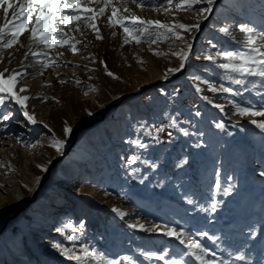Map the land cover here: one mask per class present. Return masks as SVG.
I'll return each mask as SVG.
<instances>
[{"label":"rangeland","instance_id":"1","mask_svg":"<svg viewBox=\"0 0 264 264\" xmlns=\"http://www.w3.org/2000/svg\"><path fill=\"white\" fill-rule=\"evenodd\" d=\"M111 7L119 9L117 16L190 26L207 5L143 0L137 7L136 0H113ZM111 7L95 20L103 39L83 24L82 33L71 34L73 42L80 41L75 53L66 45L50 50L47 58L33 56L43 46H29L28 33L11 48L0 49L5 78L13 71L26 73L17 77L13 90L29 97L24 110L37 121L29 124L14 102L0 109L12 116L0 120V229L18 211L0 231V264H75L61 257L54 243L77 254L86 245L119 264H128L125 256L132 264H200L175 237L163 234L167 228L183 229L198 240L208 250L205 259L216 264H264V131L251 123L264 117L235 110L236 104L262 110L264 77L231 73L233 80L221 79L225 70L218 64L225 61L217 55L218 50H246L241 24L264 33V0H221L206 21L200 20L199 29L173 27V35L151 25L150 36L127 44L123 29L108 25ZM221 27L228 32H220ZM188 44L194 47L184 74L160 82L177 73L168 72L180 65L174 53L189 51ZM207 54L215 61L204 59ZM42 59L56 63L41 69ZM105 65L118 78L107 75ZM240 79L242 84L235 83ZM221 86L232 92L219 91ZM65 122L72 129L67 137ZM53 135L64 140L59 152L50 146ZM134 140L147 147L130 143ZM129 157L139 159L129 163ZM88 201L105 212L94 231L86 228L87 216L79 208ZM145 252L164 260L146 258Z\"/></svg>","mask_w":264,"mask_h":264},{"label":"snow or ice","instance_id":"2","mask_svg":"<svg viewBox=\"0 0 264 264\" xmlns=\"http://www.w3.org/2000/svg\"><path fill=\"white\" fill-rule=\"evenodd\" d=\"M119 2V0H118ZM137 7H142L143 0H136ZM113 0H0V12L3 13V21L0 22V49L11 48L14 44L19 42L21 35L28 33V39L30 45H42L43 50L39 53L33 52V56L48 57L50 50L59 47L63 48L66 45L69 50L75 53L77 45L80 43L79 40L73 42L74 37L71 35L73 32H83V29L80 25H85L88 28H91L96 33V39L100 40L103 37L99 33V29L95 25V20L98 15H103L105 10L111 7ZM165 3L168 5L173 4V0H165ZM205 3L207 7H203L199 10V16L197 23L193 25H185L183 23H177L174 26H169L168 24L161 23L156 20H143L139 16L130 15L128 17L117 16L119 9L116 7H111V15L107 17L108 25L115 26L119 25L125 34L124 43L127 44L131 40H134L136 43H141V37L145 34L151 35L148 33V26L155 25L158 28L166 29L167 32L177 35L173 31L174 28L182 29L185 31H191L192 29H199L200 20L206 19L207 14H210L213 11V4L215 0H183V4L189 8L192 5ZM89 5H96V7H90ZM177 8H180L181 5L177 4ZM124 11L127 12L128 9L124 8ZM115 18V19H114ZM127 21V22H126ZM137 25H143L144 27H136ZM222 33H227L228 29L221 27L219 29ZM239 31L244 34L245 38V49L246 50H218L217 55L223 57L225 62L219 63L218 67L225 70L224 76L221 79L224 80H233L231 73L239 74L241 77L253 76V77H264V43L260 42L264 40V33H257L255 27H250L246 24H241L239 26ZM112 35H116L115 32ZM8 37L7 39H5ZM211 43V42H209ZM192 47L191 44L187 45V48L190 50ZM213 47H215L213 45ZM155 55H160V53H154ZM29 53H25V56H28ZM58 55L62 56L63 53L60 52ZM180 58V65L178 68H170L168 72H179L185 67V62L189 58L188 51H181L179 53H174ZM204 59L215 61L216 57L212 54H207L204 56ZM41 65V69H47L52 67L56 60L52 59H42L38 61ZM101 64H104V61H100ZM105 72L107 75L116 77L111 71L108 70L105 65ZM8 70L5 69L4 72H0V109L8 107L7 102H14L16 105H19L21 110H23V115L25 120L29 124H35L37 121L34 118V115L29 114L25 108V101L29 99L27 96H20L13 90L17 82V77H23L26 73H19L13 71L12 74L8 75L5 78V72ZM42 74V71H41ZM91 79V77H90ZM194 79L199 80L200 77L196 76ZM62 84L65 81H60ZM244 81L242 79L235 80V83L242 84ZM76 85H80L79 80L75 81ZM90 90H94L89 86ZM20 92L26 91L25 88H20ZM197 92H200L199 87L196 88ZM210 91L215 93L217 88L210 86ZM219 91L224 93H231L232 89L230 87L221 86ZM87 95V93H85ZM234 95H240L239 92L234 93ZM40 99V97H37ZM44 99H47L46 97ZM207 100L208 97H205ZM212 101L209 100V103ZM231 103V101H230ZM217 108H221V105H215ZM255 106L242 107L240 104L235 105L236 112L241 115H250L252 117H264V103H261L260 107L262 110H253ZM200 113L197 112L196 115ZM88 115H92L91 112H88ZM12 118L11 113L7 111L0 112V120L9 121ZM251 123L257 128L264 131V120L257 121L256 119L251 120ZM45 128L48 126L45 124ZM216 127L222 128V124H217ZM163 129H161L162 131ZM51 131V129H49ZM72 132L71 127L65 122L63 127L64 136L67 137ZM187 134V133H185ZM130 143L138 145L140 148H146L147 145L140 143L138 140L131 141ZM64 145V140L56 139L53 135L50 146L55 148L59 152ZM34 147L35 145H31ZM139 157H129L128 162L134 163L135 160ZM0 166H3L0 164ZM42 171L45 170L42 165H37ZM155 167V165H153ZM39 180V177H37ZM224 194H228V189L224 190ZM215 205H213L214 208ZM114 212H118L116 208L112 209ZM121 217L125 216V213L118 212ZM64 227H71L70 224L64 225ZM83 227V224H81ZM129 228L135 227L134 225L129 224ZM141 230H145L144 225H140ZM147 231H152V228L146 229ZM57 232H61V228L56 229ZM165 236L175 237L181 245H184L188 249V253L195 257L200 264H216L215 260H206L205 255L208 254V250L202 246V244L193 239L190 235H187L183 229L177 231L174 228H167L164 233ZM201 236L206 235V233H199ZM186 237V238H185ZM68 240H74L76 237L68 236ZM215 240V237H212ZM59 253L61 257L66 258L68 261H74L75 264H90V261L96 262V264H119V261L109 259L105 254H102L95 249L89 250V248L84 245L79 249V254L73 248H66L61 246L59 243H54L52 245ZM145 257L154 256L158 260H164V256H156L155 253H144ZM124 261H127L128 264H132L129 257L125 256L122 258ZM165 264H181L179 260L165 261Z\"/></svg>","mask_w":264,"mask_h":264},{"label":"trees","instance_id":"3","mask_svg":"<svg viewBox=\"0 0 264 264\" xmlns=\"http://www.w3.org/2000/svg\"><path fill=\"white\" fill-rule=\"evenodd\" d=\"M167 169V167H165ZM81 210L85 211L86 220L85 226L89 231H94L99 228L102 221V215H105L104 211H101L93 202L88 201L85 205L79 207Z\"/></svg>","mask_w":264,"mask_h":264},{"label":"water","instance_id":"4","mask_svg":"<svg viewBox=\"0 0 264 264\" xmlns=\"http://www.w3.org/2000/svg\"><path fill=\"white\" fill-rule=\"evenodd\" d=\"M219 2H221V0H215V3H214L213 6H212V7H213V11L209 14V16H211V15L213 14L216 5H217ZM206 20H207V19H205V21H206ZM205 21H204V23H205ZM204 23H203V24H204ZM203 24L201 25L200 29L202 28ZM195 38H196V35H195V36L193 37V39H192L193 43H194V41H195ZM193 47H194V45L192 44L191 49L188 51V52H189V57L191 56V54H192V52H193ZM188 59H189V58H188ZM188 59H187V60H188ZM187 60H186V62H185V67H184L183 69H181V71L177 72L176 74H174V75H173L172 77H170L169 79H167V80H163V81H160V82L167 83V82H169L170 80L175 79V78L181 76L182 74H184V72L186 71V63H187ZM156 83H159V81H158V82H155L154 84H156ZM148 87H149V86H147V87H145V88H148ZM143 89H144V88H143ZM120 101H121V100H120ZM120 101H119V102H120ZM116 104H117V103H114V104H112V106H113V105L115 106ZM110 107H111V106H110ZM59 159H60V158H59ZM59 159H58V160H59ZM54 165H55V164H53L51 167H53ZM45 179H46V177L41 181L40 185H39V186L35 189V191L32 193V197H35V196H36V193H37L39 187L43 184V182L45 181ZM24 208H25V206L21 207L20 210H24ZM17 213H18V211L15 212L13 215L7 217V218L4 220L3 225H2V227H1V229H0V231H2V230L6 227L7 222H8L12 217H14Z\"/></svg>","mask_w":264,"mask_h":264}]
</instances>
